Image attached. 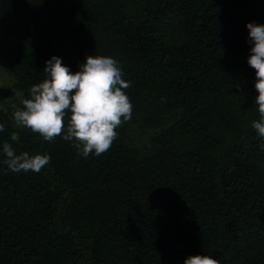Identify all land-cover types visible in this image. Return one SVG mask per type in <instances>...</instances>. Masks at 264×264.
Instances as JSON below:
<instances>
[{
  "label": "trees",
  "instance_id": "obj_1",
  "mask_svg": "<svg viewBox=\"0 0 264 264\" xmlns=\"http://www.w3.org/2000/svg\"><path fill=\"white\" fill-rule=\"evenodd\" d=\"M247 23L264 25V0H0V64L13 78L2 95L29 98L52 56L71 73L85 56L111 57L131 82V119L159 128L140 151L127 121L107 152L83 157L0 111V264H264ZM5 141L51 160L7 171Z\"/></svg>",
  "mask_w": 264,
  "mask_h": 264
},
{
  "label": "clouds",
  "instance_id": "obj_2",
  "mask_svg": "<svg viewBox=\"0 0 264 264\" xmlns=\"http://www.w3.org/2000/svg\"><path fill=\"white\" fill-rule=\"evenodd\" d=\"M252 44L247 63L255 70L254 89L257 95L259 120L252 127L264 139V25L247 23ZM46 74L42 82L30 88L29 98H21L22 108L13 112L17 127L30 129L45 141L62 136L74 141L79 154L100 156L107 152L117 139L116 129L132 117L133 106L125 93L131 85L123 79L118 61L106 56H85L79 70L71 73L59 57L45 61ZM67 116V125L65 118ZM4 126L0 125V132ZM10 141L19 143V133L12 132ZM264 149V145H261ZM3 164L12 173L36 172L49 164V155L16 153L9 141L3 142ZM183 264H219L206 255L189 256Z\"/></svg>",
  "mask_w": 264,
  "mask_h": 264
},
{
  "label": "rangeland",
  "instance_id": "obj_3",
  "mask_svg": "<svg viewBox=\"0 0 264 264\" xmlns=\"http://www.w3.org/2000/svg\"><path fill=\"white\" fill-rule=\"evenodd\" d=\"M22 44H31V40L23 39ZM13 84V78L8 68L0 64V89L11 88ZM21 94L13 92L11 94L2 95L0 93V111L7 114L13 120V112L22 108ZM14 121V120H13ZM128 138L131 146L136 147L140 151L147 150L149 148V139L153 133H156L159 128L152 129L142 125L140 121H137V117L128 121Z\"/></svg>",
  "mask_w": 264,
  "mask_h": 264
}]
</instances>
